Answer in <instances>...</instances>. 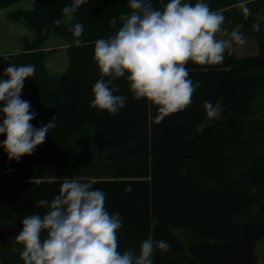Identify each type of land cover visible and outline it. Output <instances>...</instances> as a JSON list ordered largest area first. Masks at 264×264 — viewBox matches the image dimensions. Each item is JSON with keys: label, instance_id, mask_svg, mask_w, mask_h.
Wrapping results in <instances>:
<instances>
[{"label": "trees", "instance_id": "16d2710c", "mask_svg": "<svg viewBox=\"0 0 264 264\" xmlns=\"http://www.w3.org/2000/svg\"><path fill=\"white\" fill-rule=\"evenodd\" d=\"M22 1L28 0H0V11ZM31 1L30 10L11 18L23 20L36 38L24 41L21 53L0 57V74L10 64H34L38 85L22 90L21 98L37 113L34 126L56 117V127L19 163L0 148V264H24L23 245L15 240L22 230L18 224L46 212L39 200L59 195L66 179L91 182L105 193L106 210L122 221L116 233L121 253L138 254L151 235L171 246L167 253L157 250L153 264H257L255 245L264 237V0H248L247 15L243 0H204L224 22L249 27L258 54L237 58L226 51L216 65L189 61L188 78L199 87L190 105L160 122L156 106L135 99L124 78L113 84L120 87L116 94L128 96L118 114L89 106L102 75L95 41L115 34L110 21L116 17L119 26L128 0H87L67 25L61 23V10L71 0ZM167 2L154 0V6ZM75 23L84 26L80 46L70 31ZM44 33H56L69 44L60 77L45 70ZM205 101H219L220 115L209 118ZM85 127L94 131L95 159L102 166L91 177L81 174L78 157H67L68 140Z\"/></svg>", "mask_w": 264, "mask_h": 264}, {"label": "clouds", "instance_id": "9594fccd", "mask_svg": "<svg viewBox=\"0 0 264 264\" xmlns=\"http://www.w3.org/2000/svg\"><path fill=\"white\" fill-rule=\"evenodd\" d=\"M243 0L240 7L249 14ZM87 0H71L62 14L71 18ZM128 11L110 21L114 35L95 41L94 59L101 78L92 87L90 107L116 115L128 101L118 95L120 87L114 81L124 78L137 100L156 106L155 120L184 110L191 103L199 82L189 79L185 65H216L223 62L225 52L234 43H243L238 30L222 29L225 17L213 12L204 0H168L162 7L154 0H128ZM59 23V20L56 21ZM259 30V24L253 26ZM70 31L74 45L80 46L84 26L75 23ZM226 37L216 38V34ZM34 64H10L0 74V148L10 161L20 162L31 156L56 127V117L36 127L37 113L30 101L21 98L24 82L34 75ZM108 78V79H105ZM209 118L220 115L222 106L205 101L202 105ZM131 192V187L125 189ZM105 193L91 182L66 179L60 194L51 201L40 199L43 214L24 217L16 242L23 245L20 257L24 264H153L154 253L170 251V244L151 235L141 245L139 253L118 251L117 231L122 227L118 213L105 208Z\"/></svg>", "mask_w": 264, "mask_h": 264}, {"label": "rangeland", "instance_id": "374dc122", "mask_svg": "<svg viewBox=\"0 0 264 264\" xmlns=\"http://www.w3.org/2000/svg\"><path fill=\"white\" fill-rule=\"evenodd\" d=\"M32 8V1H22L0 11V57L10 56L12 54L21 53L23 51V42L31 43L36 35L32 29L23 20H14L11 15L18 11H27ZM73 17H63L61 23L70 24ZM222 29L232 31L238 29L243 34V43H234L232 51L235 57H249L258 54L257 40L251 36L248 31L249 27L242 29L233 24L226 23L222 25ZM45 40L42 44V52L45 54L44 67L47 73L54 77H60L67 65L66 51L69 44L56 33H44ZM216 38H226L220 33L216 34ZM39 78L30 77L24 82V89H30L34 85H38ZM93 129L90 127L83 128L78 134L68 140L67 157L73 159L78 157L81 165V174L84 176H93L101 172L102 166L95 159L93 144ZM104 171V169H103ZM18 226H22L18 224ZM255 255L257 264H264V237L255 245Z\"/></svg>", "mask_w": 264, "mask_h": 264}]
</instances>
